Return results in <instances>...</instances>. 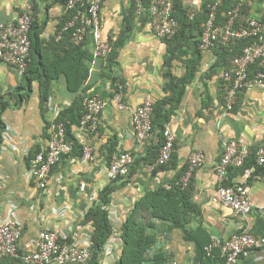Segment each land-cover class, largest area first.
<instances>
[{"label": "crops", "instance_id": "obj_1", "mask_svg": "<svg viewBox=\"0 0 264 264\" xmlns=\"http://www.w3.org/2000/svg\"><path fill=\"white\" fill-rule=\"evenodd\" d=\"M183 1L188 8H200L205 0ZM23 2L0 0V22L16 21ZM243 2L251 16H260L264 0ZM132 6L133 0H102L101 25L111 46H115L124 31L126 34L123 44H116L112 51H116L112 64L109 57L95 55L94 41L89 40L87 44L91 59L85 63L89 76L80 95L83 100L99 95L105 100V107L97 132L87 131L80 123L73 125L71 131L79 143L93 147L95 159L84 162L79 150L63 156L53 168L45 188L29 178L35 156L48 147L54 122L71 106L78 93L71 92L65 77L61 76L52 81L49 100L41 103L39 83H33L30 93L18 92L22 76L15 66L0 61V100L8 102L3 109L0 105V112L9 128L3 134L8 139L4 138L0 144V218H6L12 210L22 221L19 250L23 254L36 248L44 229L58 231L61 239L68 242L90 243L93 226L84 216L98 200L100 191L110 183L107 168L110 154L132 152L136 157L145 158L150 152L152 139L136 140L131 110L120 108L115 99L118 93L115 79L122 80L120 91L130 108L141 106L147 98L164 97L167 44L153 31L148 15L135 14L130 20L131 29H126ZM67 17L65 0L36 1L34 19L41 28L43 47L49 54L51 47L47 42L59 32ZM217 57L213 48L203 50L200 71L167 125L177 135L171 165L152 177V173L138 163L128 177L117 182L119 188L112 194L107 208L119 236L122 223L142 192L160 184L170 187L175 179L178 183L179 176L188 169L191 153L203 150L207 161L193 171L188 185L193 202L202 210V226L212 238L211 248L222 246L234 233L243 230L264 237V164L258 163V151L264 150V86H251L240 92L234 108L229 110L220 77L224 69L218 68V73L207 76ZM189 58L191 53L172 60V73L182 76ZM230 139H237L250 148L248 161L256 167L248 181L253 207L246 217L228 206L212 202V195L220 185L216 164L225 142ZM183 169H186L184 173ZM243 178L240 169L229 170L224 184L240 182ZM157 225L155 249L162 248L171 255V264H197L195 244L184 239L181 228H171L167 222H157ZM116 249L117 260L122 245L118 244ZM241 264H264V248L252 249L242 257Z\"/></svg>", "mask_w": 264, "mask_h": 264}, {"label": "built area", "instance_id": "obj_2", "mask_svg": "<svg viewBox=\"0 0 264 264\" xmlns=\"http://www.w3.org/2000/svg\"><path fill=\"white\" fill-rule=\"evenodd\" d=\"M36 1L24 0L21 13L16 21L0 22V61L15 66L21 76L27 69L30 56V31ZM135 1L137 12L148 14L150 17L153 31L157 36L171 38L177 34L180 22L175 16L176 0H147L148 4H145L144 0ZM221 2L222 0H218L212 5L209 17L204 23L200 48L209 50L217 43L230 44L244 38L251 39L243 47L242 53L233 57L230 69L224 70L220 76L224 80L227 108L232 110L240 92L251 86H264V4L260 16L255 17L243 12L240 2L228 12V18L225 21L218 23L217 5ZM65 5L67 10L74 11L73 16L63 24L57 36L60 37L64 31L72 28L73 40L80 43L85 39L88 27H91L95 55L108 57L112 46L102 30V0H66ZM198 10V7L188 8L189 16L195 17ZM115 99L120 108L131 110L136 140L147 141L154 138L152 123L154 100L147 98L141 106L130 108L123 101L121 91L117 93ZM83 102L85 112L80 125L89 132H97L105 100L99 95H91L87 96ZM4 138L7 140V135ZM176 139V133L167 126L164 130V141L159 156L154 162L145 165L147 171L152 173L161 165L171 161ZM82 145L83 161H93L95 159L93 147L88 143ZM73 148V144L66 138L64 123L55 121L48 147L38 152L29 178H33L40 188H45L53 168L63 156L71 154ZM249 155L250 148L239 140L230 139L225 142L223 153L216 164L220 185L212 195L213 203L228 206L243 217H246L253 207L248 181L256 172V167L246 165ZM136 158L132 152H115L107 167L110 181L128 176ZM206 161L207 156L203 150L191 153L188 158V169L180 179L181 184L187 186L193 171L204 165ZM258 163L264 164L263 149L258 151ZM233 167L243 168L244 178L232 185H225L224 181L227 180L229 170ZM22 231V221L14 215L12 210L6 218H0V260L5 257L19 256V240ZM122 243L121 233L119 236L115 230L105 245L101 264H114L116 247ZM222 248L225 264H241L242 257L252 249L264 248V237L243 230L234 233L222 244ZM90 259L91 242L86 245L62 242L60 233L52 229L42 230L36 248L22 255L24 264H89Z\"/></svg>", "mask_w": 264, "mask_h": 264}, {"label": "trees", "instance_id": "obj_3", "mask_svg": "<svg viewBox=\"0 0 264 264\" xmlns=\"http://www.w3.org/2000/svg\"><path fill=\"white\" fill-rule=\"evenodd\" d=\"M144 1L145 4H148L147 0ZM217 1L218 0H205L196 16L191 18L188 14V7L185 5L184 1L176 0L175 16L180 22L179 31L171 38H163L167 44L163 69V75L166 79L164 87L166 94L164 97L154 100L152 113L154 138L151 140L153 145L150 147V152L145 158L137 157L135 164L139 163L145 166L158 158L161 145L164 141V130L170 123L175 111L179 109L187 87L195 80L200 71L203 59V50L200 48V38L204 23L209 17L212 5ZM240 2L242 3V11L248 13L243 0H222V2L217 5V22L220 23L225 21L228 18V12L234 9ZM73 12L68 10L66 21L72 18ZM135 14L148 15L138 13L136 1L133 0V6L126 19V29H131L132 24L130 20H132ZM91 30L92 28L88 27L85 39L80 43H76L73 40L72 28L64 31L60 37L57 36L58 33L51 36L47 42L51 47L49 54L47 49L43 47V42L45 40L41 37V28L34 19L30 31L31 47L28 65L26 71L22 75L21 83L18 88V92L27 91L30 93L33 88V83L37 81L40 88V101L41 103H46L51 96L52 81L61 76L65 77L68 89L78 94L71 106L60 113L57 121L64 123L66 138L74 146L73 152L74 150L75 152L79 150L81 154H83V145L81 142L79 143L71 130L73 125L80 123L85 112L84 100L80 92L83 91L85 82L89 76V67L85 62L87 59H91L87 48L89 40L93 41ZM123 33L121 38L115 42V46L116 44L120 46L125 41V31ZM250 41L251 39L244 38L236 43H217L216 46L213 47V50L218 56L217 61L209 68L207 76L212 77L214 73H218V68L224 70L230 69L233 57L241 54L243 47ZM115 46L113 45L108 56L109 64H112L111 61L116 56V51L112 52ZM187 53H191V58L186 61L185 73L178 77L172 73V60L175 58L178 59L182 54ZM117 79L118 78L115 79V85L119 92L123 83L122 80L118 81ZM221 80L224 86V80L222 78ZM25 95H27V93H25ZM7 103L8 102L1 98V109L6 107ZM6 130L7 124L2 119L0 112V144L3 142V134ZM114 153L115 152H112V154H110L109 161ZM173 156L174 154L172 155V159ZM172 159L168 164L161 165L154 170L152 172V177H155L158 172L169 167ZM246 165L254 166L252 162L248 161V158L246 160ZM234 169H236V167L230 168V170ZM238 169L243 173V168ZM185 170L186 169H183V173ZM179 178L181 177L179 176ZM124 179L125 178H120L110 181V183L100 191L98 200L84 216V220L86 222H91L93 226L91 259L89 260V264H101L105 245L115 233V225L110 218L107 206L112 200V194L119 188L117 182L123 181ZM232 184L231 182H225V185ZM202 221V210L193 202L189 185L183 186L180 179L178 183L176 179L172 181L170 187L160 184L154 188H147L136 200L132 210L121 225L120 230L123 239L122 250L119 258H117L114 264H171V255L165 253L162 248H154L157 244V222H167L171 224V228L179 227L182 229L184 239L193 241L195 244V261L197 264H225L222 246H214L211 248L213 241L206 229L202 226ZM61 241L63 242L66 240L61 239ZM68 241L69 240H67V242ZM22 255L23 253L19 250V256L5 257L0 260V264H24Z\"/></svg>", "mask_w": 264, "mask_h": 264}, {"label": "clouds", "instance_id": "obj_4", "mask_svg": "<svg viewBox=\"0 0 264 264\" xmlns=\"http://www.w3.org/2000/svg\"><path fill=\"white\" fill-rule=\"evenodd\" d=\"M132 170V169H131ZM127 177V176H126ZM122 238V237H121ZM123 240V239H122Z\"/></svg>", "mask_w": 264, "mask_h": 264}]
</instances>
